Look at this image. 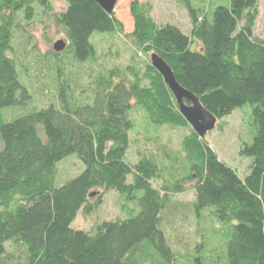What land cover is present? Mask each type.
Returning a JSON list of instances; mask_svg holds the SVG:
<instances>
[{"label":"trees","instance_id":"16d2710c","mask_svg":"<svg viewBox=\"0 0 264 264\" xmlns=\"http://www.w3.org/2000/svg\"><path fill=\"white\" fill-rule=\"evenodd\" d=\"M51 25L78 63L94 58L95 33H120L150 62L158 55L217 124L204 137L187 136L175 160L136 131V109L152 126H188L150 63L102 70L87 103L61 82L57 103L0 117V264L10 259L8 243L27 264H131L143 245L173 264L162 229L172 197L232 224L226 264H264V0H229L211 14L192 0H118L111 14L95 0H0V113L32 99L17 33L29 40L26 27ZM246 107L252 144L242 139ZM71 156L84 169L57 187L58 165ZM110 196L123 201L120 215L101 220ZM80 217L94 221L88 230L75 227Z\"/></svg>","mask_w":264,"mask_h":264},{"label":"rangeland","instance_id":"374dc122","mask_svg":"<svg viewBox=\"0 0 264 264\" xmlns=\"http://www.w3.org/2000/svg\"><path fill=\"white\" fill-rule=\"evenodd\" d=\"M195 8L202 13L211 14L217 6H229V0H192ZM28 38L21 32L16 35V46L20 65L22 83L28 88L32 99L25 108H15L0 113L5 121H12L22 115L38 111L52 103H57L59 84L66 82L78 103H87L91 98L92 82L103 70L119 69L126 71L134 67L141 71L151 64L147 56L135 49L130 41L120 33H95L91 37L94 58L78 63L72 58V50L68 47L58 56L52 58L54 45L63 40V32L51 25L46 30L42 26L26 27ZM58 67L64 74L58 75ZM245 125L242 139L252 144L255 129L249 118L250 108H245ZM136 131L144 134L156 148L165 151L174 159L182 152V142L192 132L193 127L152 126L142 110L136 109L131 115ZM175 160V159H174ZM57 187H61L77 177L84 169L76 156H71L58 165ZM120 201L116 196L107 198L99 213V219L112 220L120 215ZM130 202L129 209H135ZM93 220L80 217L76 228L88 230ZM162 229L167 235L174 251L173 264H226L227 242L232 233V224L220 221L213 209H205L197 215L189 202H182L172 197L171 205L162 216ZM10 259L1 264H27L23 249L6 245ZM14 256V257H13ZM131 264H162L153 251L146 245L138 248L130 256Z\"/></svg>","mask_w":264,"mask_h":264},{"label":"water","instance_id":"95a60500","mask_svg":"<svg viewBox=\"0 0 264 264\" xmlns=\"http://www.w3.org/2000/svg\"><path fill=\"white\" fill-rule=\"evenodd\" d=\"M103 9L111 14L118 0H95ZM67 48V42L60 40L54 45L56 53H62ZM152 67L163 77L165 84L173 93L179 106L180 113L187 123L191 125L197 135L204 137L208 132L212 131L217 119L208 112L199 99L192 93L185 90L176 80L172 69L168 64L156 54L151 55ZM94 196V194L92 195Z\"/></svg>","mask_w":264,"mask_h":264}]
</instances>
